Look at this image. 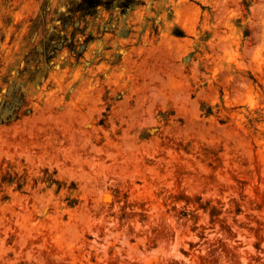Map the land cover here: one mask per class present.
Segmentation results:
<instances>
[{"label":"rangeland","instance_id":"1","mask_svg":"<svg viewBox=\"0 0 264 264\" xmlns=\"http://www.w3.org/2000/svg\"><path fill=\"white\" fill-rule=\"evenodd\" d=\"M79 1L0 0V264H264V0Z\"/></svg>","mask_w":264,"mask_h":264},{"label":"trees","instance_id":"2","mask_svg":"<svg viewBox=\"0 0 264 264\" xmlns=\"http://www.w3.org/2000/svg\"><path fill=\"white\" fill-rule=\"evenodd\" d=\"M115 0H80L75 2L71 7L68 8L70 14H78V18H83L86 16H93L96 13L97 8L104 7L110 8ZM136 2L134 0H122L117 1V7L123 13ZM68 16H61L60 21L63 27L66 26V21ZM76 30V29H74ZM91 39L90 36L86 40ZM86 42V41H85ZM64 46L68 47L76 57H80L81 53L75 50L74 35L71 37V41L68 43L65 36L56 34L50 36L43 45V53L45 60L48 61L52 56ZM6 104V105H5ZM25 106L22 94L18 97H13L12 102L4 103L3 108H6L7 113L0 112V125L7 124L9 122L18 120L20 117V109Z\"/></svg>","mask_w":264,"mask_h":264}]
</instances>
